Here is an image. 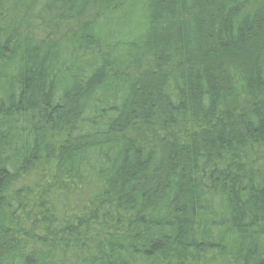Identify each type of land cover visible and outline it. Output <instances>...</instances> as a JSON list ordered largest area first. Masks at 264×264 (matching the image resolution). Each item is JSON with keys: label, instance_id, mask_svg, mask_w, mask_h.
Returning a JSON list of instances; mask_svg holds the SVG:
<instances>
[{"label": "trees", "instance_id": "1", "mask_svg": "<svg viewBox=\"0 0 264 264\" xmlns=\"http://www.w3.org/2000/svg\"><path fill=\"white\" fill-rule=\"evenodd\" d=\"M0 264H264V0H0Z\"/></svg>", "mask_w": 264, "mask_h": 264}, {"label": "rangeland", "instance_id": "2", "mask_svg": "<svg viewBox=\"0 0 264 264\" xmlns=\"http://www.w3.org/2000/svg\"><path fill=\"white\" fill-rule=\"evenodd\" d=\"M87 14L91 15L92 12L89 11ZM85 19H87V17L81 18V20H85ZM55 20L58 23V26ZM79 22L80 21L77 20V21H73L72 23H69L68 21H66L64 14L61 11H59L57 12V14H55V16L53 15V18H50L48 21L45 20L42 22H38V21L35 22V24L32 27L33 28L32 35L35 38H39V39L47 36H50L52 38L56 35L57 36L62 35L70 28L75 29V27L79 24Z\"/></svg>", "mask_w": 264, "mask_h": 264}]
</instances>
